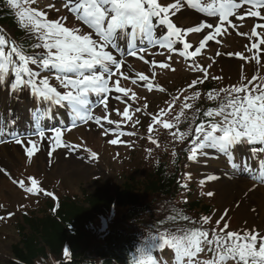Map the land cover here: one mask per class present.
<instances>
[{
  "label": "snow or ice",
  "instance_id": "snow-or-ice-1",
  "mask_svg": "<svg viewBox=\"0 0 264 264\" xmlns=\"http://www.w3.org/2000/svg\"><path fill=\"white\" fill-rule=\"evenodd\" d=\"M35 2L36 0H9L12 7L20 9L19 21L31 34L29 39L38 42H17L14 39H7L5 34H0V89L6 90L13 99H19L20 94L27 89L34 99L41 102V107L44 102L48 105L43 111L41 108L29 109L32 114L33 131L27 139L15 130L17 121L11 118V111L7 123H4L0 113V132L11 135L13 142L24 148L25 155L29 159L39 151L37 141L32 137L36 136L40 140L45 138L46 132L42 130V125L46 118H52L53 105L69 110L72 127L77 126V121L87 123L95 120L97 125L104 128L105 135L109 132H116L118 137L126 134L134 135L121 131L120 125L107 116L104 120L108 125L116 124L115 129L106 128L101 123L100 117L93 116V105H103L107 110L111 94L115 93L116 99L120 100L119 94L128 97L132 91L130 88L122 87L120 79H113L118 73L124 79H128L120 71L126 63L125 55L144 60L143 53L148 47L158 46L172 53L178 50L176 47L178 44H182L183 50L179 54L185 58H194L209 41L215 40L222 31H227L226 25L236 26L231 18L238 16L243 20L245 16H250L258 17L262 21L253 26L250 34V45L247 50L252 53L251 57L241 52L228 55H235L241 60H254V67L264 68L260 58V45H264V32L256 30L264 29V15L261 13V9H264V0H204L203 3L201 0H174L167 4L162 3L161 0H64L63 6L75 14L76 19L84 26L92 30L86 33L79 28L65 26L66 17L49 20L45 11L30 6L24 7ZM185 3L209 18L218 17V19L202 21L195 27H178L172 17L185 6ZM246 5L249 7L240 12ZM203 30L209 31L204 33L198 47L189 51L192 45L185 37L188 33H201ZM240 35L247 36L249 33H240ZM252 38L258 40L251 42ZM120 40L129 41L126 52L121 49ZM138 40L144 43L138 46ZM36 49L44 51H34ZM163 54L162 52L161 55ZM167 58L171 59V56ZM151 63L155 65L157 62L153 60ZM30 65H36L39 70H33ZM160 67L166 68L168 64L161 63ZM210 67L211 65H208V68ZM193 70L203 72L204 79H207L206 68L194 65ZM42 72H54L55 79L67 91H58L57 87L50 84L49 76L45 75L41 78ZM204 79L193 81L189 87H194L197 83L202 84ZM213 79L222 78L213 77ZM244 79L245 77L241 75V81ZM139 80L148 81L149 77L140 74ZM135 82L133 80V83ZM147 88L151 90L153 84L148 82ZM221 93L224 97L218 107H210L203 113L204 117L213 119L207 123V126L201 122L195 127V137L189 145L188 159L196 161L198 153L205 155V149H214L224 154L232 169L236 170L241 167L236 162V153H247L249 160L245 162L246 167L242 170L252 169L251 162L254 161L256 167L251 170V178L264 184V77L260 76L257 70L256 75L247 83L233 84L220 88L219 91H208L207 98L215 101ZM200 95L201 93L197 91L192 99L195 100ZM92 96L98 99L92 100ZM135 98L136 94L132 93V99ZM184 107L192 108V105L186 103ZM114 110L119 114V109ZM136 111L139 112L140 108H136ZM199 111L200 109L196 110L197 113ZM122 115L127 120L132 119L127 108ZM163 115L165 111L161 109L159 115L153 119L156 123H160V117ZM180 115L183 116L184 113L181 112ZM215 117L221 119L217 121ZM176 119L179 121V117ZM9 124L12 125V130L8 129ZM35 125H41V128H36ZM163 127L171 129L174 125L165 121ZM52 131L54 136L51 138L49 156L52 151L60 147L68 148L73 152L80 147L63 142L64 130L54 128ZM152 131L153 128L150 126L149 134ZM189 135H192L191 128L186 132H180L179 129L172 132V136L181 141ZM149 138L151 139V135ZM0 142L4 141L0 140ZM120 142L122 141L118 138L109 141L113 145ZM255 145L261 147H253ZM91 156L96 158L97 154L91 152ZM188 177L191 178L190 173ZM206 179L211 181L218 178L208 176ZM30 180L32 186L25 189L27 192L43 191L38 188L37 179L30 178ZM203 183L205 180H201V184ZM19 184L24 187L23 181H19ZM45 194L53 196L50 192ZM207 195L212 196L214 193L209 191ZM181 218L189 220L186 215ZM209 219L210 217H203V223L208 224ZM227 228L228 224L225 223L219 231L211 229V238H209V230L203 228L181 229L179 230L182 232L181 235L161 233L153 237L150 244L145 245L143 252L137 257V264H159L154 253L163 250L165 246L174 250L176 264H228L229 261L233 264H264V233L253 228L244 230L241 234L240 231H226ZM205 250L212 253V257L199 259V255ZM63 254L65 257L71 256L67 248L64 249ZM164 264L167 262L165 261Z\"/></svg>",
  "mask_w": 264,
  "mask_h": 264
},
{
  "label": "rangeland",
  "instance_id": "rangeland-1",
  "mask_svg": "<svg viewBox=\"0 0 264 264\" xmlns=\"http://www.w3.org/2000/svg\"><path fill=\"white\" fill-rule=\"evenodd\" d=\"M161 2L167 4L168 0H161ZM48 4H52L50 0H39V5L42 7H47ZM29 6L33 8L34 4L24 5V7ZM53 8H55L56 12H70L63 6V4L57 5ZM183 8H181L179 11L181 17L177 18L176 15L173 17L182 26H194L193 24H195V22L191 20L189 15H185L183 13ZM19 12L20 10L17 9L16 15L18 27H3L4 33L2 34H5L7 39H9V35L12 34L17 42H20L19 40H21L23 37H26L22 41L25 42L30 40L29 37L31 34L21 26L19 21ZM261 13L264 15V12ZM69 15L72 17L74 14L69 13ZM185 16H187L189 19L187 20ZM47 17L49 20L56 19L50 16ZM62 17L67 18L64 22L65 26L70 28H79V26L68 19L66 15H63ZM233 23L236 25L235 27L226 25L225 27L227 31H222V34L217 36L215 40L209 41L205 48L201 49L198 55L194 58L181 57L175 52L168 53L167 50L160 49L158 47H148L149 49L143 53L147 63H140L138 65L140 61L138 59H132L138 57H124L125 61L131 65H135L136 71L130 65H124L120 71L123 72L128 77V79H124L119 75V73L113 77V79H120L121 86L130 88L132 91L129 93L128 97H124L123 94H119L121 96L120 100L116 99L115 93L111 94L109 97L107 110H105L103 105H101L95 111H93V116L100 117L101 123L106 128L115 129L116 124L108 125L107 121L104 120V117L107 116L108 119L120 125L121 131L125 133H131L130 130H132L135 135L134 137L130 135L128 136L127 134V137L126 135L118 137L116 132H109L107 135H105L104 128H101L100 125L95 123V120H92L89 125L84 127V130L76 131L75 129H72V131H74L73 135L77 140L76 145H80V147L75 152L70 151L68 148L60 147L55 151H52L51 156H49L52 137L40 140L38 137L34 136L36 137L35 140L37 141L39 151L36 152L31 159H29L25 155L24 148L21 145H18L17 150L19 155L17 154L15 157H12L11 161L6 159L8 163L5 167V170L3 174L0 173V217L5 220L14 219L16 216V205L26 206L31 204L32 206H35L34 201L37 205L38 199H43L44 197L48 198V195L45 193H43V197L42 195L25 192V188L31 186L30 178L37 179L39 183H45L46 181L58 183L61 181L60 187L61 185L64 187L65 194H71L77 197L80 202L84 201L86 194H91V192L99 186L107 187L111 192L114 193V191L123 183L122 175L131 170L129 166L137 165L140 163L139 160L141 158L147 157L149 155L145 145V141L148 138V135L145 132L147 125L140 126V128H129L131 124L139 126L140 124L148 123L149 120L152 121L151 116L154 113H158L161 111V109H163L165 111V115L161 116L163 119L168 117L169 111H172L176 118L179 117V121H177L178 123H182L188 119V115L186 114V112H188L191 119L188 120L187 123L193 126L195 108L192 101L189 100L186 102L184 98H179V96L176 95H182L184 97L186 86L192 85L193 81L204 79L203 72L193 70L194 65H200L206 68L208 73L207 79H204L202 84L197 83L194 86L195 89L201 88L202 90H205L204 88L209 87L207 90L210 89V91H213V88H215L216 85H220L222 88H225L241 82L247 83L254 75H256L257 70L259 71V75L264 77V68H260L259 66L254 67V60H241L235 55H228L229 53L241 52L245 56L251 57L252 53H249L247 50L248 46L250 45V34L253 26L257 23H262V21L260 18L258 19V17L245 16L243 20H240L239 17L233 18ZM83 28L89 30V32L92 31L91 29L86 28L84 25ZM256 30L258 32H264V29ZM206 31L209 30H203L201 33H189L188 38L193 43L192 49H189V51H192L198 47L199 43L203 40L204 33ZM240 33H249V35H240ZM257 40L258 38H252L251 42H256ZM30 41H32V43L38 42L35 39H31ZM176 47L178 52L182 51L179 49V45ZM260 49L261 64H264V45H260ZM34 51L44 50L36 49ZM162 52L164 53L163 55H161ZM217 53H219V55H217ZM169 55L171 56V59L167 58ZM153 60L157 62L155 65L151 63ZM161 63H167L168 67H160ZM208 65H211V67L208 68ZM30 67H32L33 70H39L36 65H30ZM138 73L148 76L149 80L138 82L134 79H139L140 74ZM155 74L157 75V79L155 78ZM45 75L49 76L50 84L54 87H57L58 91H67V89L62 88L59 81L55 79L54 72H42L41 78ZM241 75L245 77L243 81H241ZM213 77H221L222 79L217 80L213 79ZM133 80L136 82L133 83ZM148 82L153 84V88L151 90L147 88ZM132 93L136 94L135 99H132ZM167 96L174 98H168ZM209 101L213 102V100ZM186 103L192 105V108H187V111L184 107ZM137 106H139L140 112H144L147 116H143L142 113L137 112ZM125 107L129 110V113L132 116L131 120H127L122 115ZM116 108H119V114L115 112L114 109ZM181 112L184 113L183 116L180 115ZM174 116L170 118L171 123L175 122ZM204 118L206 126L207 123L213 119L211 117ZM215 119L219 121L221 118L215 117ZM137 121H139V123H137ZM128 128L130 130H128ZM189 128L191 127H187L185 131H188ZM67 129H70L71 131V128H65L62 130H64L63 132L70 134V131ZM99 137L105 140L106 148ZM116 138L122 142L115 145L109 143L110 140ZM65 143L74 144L69 141ZM133 144L137 147V150L130 152L129 154L128 151L131 150L130 148L134 147ZM187 151H189V147L187 148ZM91 152H95L97 154L96 158H92ZM205 152V155H199L198 153L202 160L200 164L204 165L207 169L204 179H206L208 176H215L216 172L212 170V167L215 164V159L211 160V157H214L213 154H217V151L214 149H205ZM130 156L132 159L128 164H126ZM144 159L146 160L147 158ZM191 162L193 161L191 160ZM138 168H140V166ZM145 170L141 172H145ZM203 171L204 169L197 165L187 166L185 168L186 183L189 180V173L191 174L193 180H199L203 174ZM19 181L24 182V187L20 186ZM199 183L200 181H197V184ZM43 186L44 189H47L48 187L47 184H44ZM203 187L199 189L200 192L206 193L207 191H211L215 194V198L212 200L204 199L199 201L198 199L203 197L205 194L200 195L197 191H193V193H191L193 195L190 196V201L199 202L200 207L204 205H212L219 209L221 208V210L224 209L226 213H235L231 224L237 222L236 220L239 219V226H241L242 229L241 234L244 230H249L253 224L259 226L260 228H258V230L264 233V219L259 218V212L256 205L254 206L253 204H250L247 200H245L244 203H239V205H236L237 202H239L238 200L236 202L228 200L227 205H225L226 200L222 199V193L218 188L215 187L214 180H207L206 192V187ZM44 189L42 188V190L45 192ZM34 195L39 197L36 198ZM177 201L183 202L184 200L182 198H177ZM255 201H258V199L256 198ZM251 219L253 222H250ZM13 222H15V220ZM111 225L112 224L110 223L108 224L109 227H111ZM237 227L238 224H235L234 228H229L230 230L227 229L226 231H235ZM206 229L209 231H211V229H216L219 231V228L213 226H210ZM127 231L130 232L133 230L128 229ZM9 232L12 237L10 235L7 237L6 234L1 235L0 237L1 263H4L10 259V246L17 242L19 238L13 229ZM211 236L212 235H209V238H211ZM199 256H205V259L211 257L207 250H205V252L201 253ZM228 264H233V262L229 261Z\"/></svg>",
  "mask_w": 264,
  "mask_h": 264
},
{
  "label": "trees",
  "instance_id": "trees-1",
  "mask_svg": "<svg viewBox=\"0 0 264 264\" xmlns=\"http://www.w3.org/2000/svg\"><path fill=\"white\" fill-rule=\"evenodd\" d=\"M0 0V15L3 11ZM170 184L163 175L156 174L149 179L142 193L147 195H169ZM133 182L125 183L112 195L109 189L97 187L91 195H87L84 204L76 200H67L57 214L42 212L41 216L24 215V223L28 229L19 228L21 244L13 246V254L20 264H33L38 258H44L47 253L57 255L65 242L71 245V251L77 254H86L89 251V234L86 226L98 214L105 213L113 202L125 209V216L138 215V207L142 202V195ZM130 237L120 232H113L107 238L104 248L97 246L98 250L91 255L117 257L120 259L122 251L126 254L131 247ZM48 254V255H49ZM127 255V254H126ZM76 264V262L72 263Z\"/></svg>",
  "mask_w": 264,
  "mask_h": 264
},
{
  "label": "bare ground",
  "instance_id": "bare-ground-1",
  "mask_svg": "<svg viewBox=\"0 0 264 264\" xmlns=\"http://www.w3.org/2000/svg\"><path fill=\"white\" fill-rule=\"evenodd\" d=\"M193 10H191V12H193L195 14L200 13L198 11H195L196 9H193ZM195 16H196V21L198 22L199 21V17L197 15H195ZM204 19H205V21L211 20L207 16H205ZM197 22H195V23H197ZM141 43H143V42H141ZM5 99L6 98H4L3 95H2V97L0 96V103L2 104V106H0V109L3 111V113L2 112H0V113H2L3 119L9 117L8 114L10 113V111H11V113H14V111H18V110L22 111L23 110V106H22L23 103H21L20 100L21 99L28 100V97L24 96L23 94H20L19 99H13V98L9 97L8 99H6V102H5ZM35 102L36 101H34V104L36 105ZM29 109H35V107L27 108L26 109V115L24 117H21L20 119H23L24 121H26V122H28L30 124L31 123L33 124L32 118L29 116V115H31ZM5 110H8L7 112H9V113L7 114L5 112ZM58 113H59V111H57V112L56 111L55 112L52 111L53 115L54 114H58ZM54 117L58 118L57 115H54ZM70 120L72 121L71 117H70ZM59 121H60V123H59L60 126L67 124L65 118H61ZM51 123H53V122L50 121V119H47V118L45 119V122L43 121V124H51ZM17 125L18 126L20 125V127L22 126L20 122H18L16 124V126ZM11 126L12 125H10V124L8 125V127H11ZM47 128H48L47 126H44L42 130H45ZM31 130L32 129L30 128V131ZM28 134L29 133H22L23 136H25V135L27 136ZM50 136H52V135H50ZM45 137H49V133H46ZM9 138L13 139L11 135H7V134H4L3 132H0V139L2 141H4L3 142L4 145L0 148L2 153L8 152V151H11L13 153L17 152V149H16V147L14 145L15 142H13V143L5 142ZM25 139H27V138H25ZM64 140H67V141L71 140L72 143H76V138H75V136L72 133L70 135H65ZM222 164H223V161L220 159L219 156H217L216 157V164H215L214 169H216L218 171V175H216V177L218 179H216L215 186L222 193V199L226 200L225 205H227L228 200H232V201H235V202L238 200L240 203H244L245 200H247V201H249L250 204H253V205L257 206L258 212H259V214H258L259 218L260 219H262V218L264 219V185L259 183V181H257V180L250 181V180H247V179H242L239 176H235V177H230L229 178V177H227V174L231 173V170L223 168L221 166ZM255 167H256V164L253 163L252 164V169H254ZM252 169H249L247 171L249 175L251 174V170ZM224 171H227V172L225 174H223ZM256 198L258 199V201H255Z\"/></svg>",
  "mask_w": 264,
  "mask_h": 264
}]
</instances>
